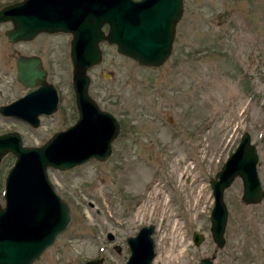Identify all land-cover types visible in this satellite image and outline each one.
Listing matches in <instances>:
<instances>
[{
	"label": "rangeland",
	"instance_id": "1",
	"mask_svg": "<svg viewBox=\"0 0 264 264\" xmlns=\"http://www.w3.org/2000/svg\"><path fill=\"white\" fill-rule=\"evenodd\" d=\"M14 1L0 0V7ZM9 27L10 21H0V104L30 89L15 78L19 53L40 56L58 102L35 127L0 114V133L16 130L23 144L39 145L77 117L70 36L39 32L9 42ZM99 46L101 59L87 71L88 93L116 118L118 132L105 159L90 157L66 169L47 166L70 217L31 264H83L95 257L102 258L97 264H125L126 236L147 224L153 226L151 264H163L156 258L158 238L166 234L171 243L174 220L186 246L177 264H196L211 254L214 264H264V195L258 202L242 201L241 179L233 178L223 191L227 216L218 247L209 231L208 183L247 131L264 189V0H183L170 54L158 66L138 65L106 42ZM13 159L7 152L0 160L1 204ZM162 198L167 204L161 205ZM143 203V218L135 219ZM193 230L204 235L198 245L191 241Z\"/></svg>",
	"mask_w": 264,
	"mask_h": 264
},
{
	"label": "water",
	"instance_id": "2",
	"mask_svg": "<svg viewBox=\"0 0 264 264\" xmlns=\"http://www.w3.org/2000/svg\"><path fill=\"white\" fill-rule=\"evenodd\" d=\"M183 0H17L0 7V21H10L4 30L9 42L25 41L39 32L67 31L71 62V88L77 117L67 127L55 130L39 145H25L16 130L0 133V160L10 152L14 159L3 181L0 203V264H31L67 224L70 211L50 182L47 166L66 169L92 157L105 159L118 121L101 109L88 93L87 68L101 59L100 42L114 44L117 52L138 65L158 66L170 54L175 25ZM106 24V29L103 25ZM15 78L33 89L0 104V114L35 127L39 116L57 108L54 84L37 54L19 53L14 58ZM258 154L250 134L243 131L234 150L209 178L213 204L209 231L216 246L223 244L227 210L223 191L240 177L244 202H258L264 195L257 172ZM152 224L142 225L125 240L129 254L125 264H151L155 255ZM113 239L111 232L107 233ZM204 235L197 230L191 241L198 245ZM205 255L196 264H214ZM101 257L83 264H97Z\"/></svg>",
	"mask_w": 264,
	"mask_h": 264
},
{
	"label": "bare ground",
	"instance_id": "3",
	"mask_svg": "<svg viewBox=\"0 0 264 264\" xmlns=\"http://www.w3.org/2000/svg\"><path fill=\"white\" fill-rule=\"evenodd\" d=\"M153 191H154L153 194H155V192H157L155 183L153 184ZM165 203H166L165 199L162 198L161 199V205H165ZM144 209L145 208H144V203H143V207H139L137 209L136 214H135V219H141L142 220V218H143L142 215H143ZM170 232L172 234L171 243L167 242V235L166 234L159 235L158 243L161 247V250H160V253L157 255L156 258L159 261L163 260V262L165 264H177L179 262V259L185 255L186 246L183 243L184 240H182V238H180V236H179L178 223L175 220L173 221ZM177 235H178V237L174 239L173 237H175Z\"/></svg>",
	"mask_w": 264,
	"mask_h": 264
},
{
	"label": "flooded vegetation",
	"instance_id": "4",
	"mask_svg": "<svg viewBox=\"0 0 264 264\" xmlns=\"http://www.w3.org/2000/svg\"><path fill=\"white\" fill-rule=\"evenodd\" d=\"M104 27L106 28V25H104ZM57 32H63V33H65L66 35H69L70 37L72 36V34L70 33V32H67V31H57ZM46 33H51V32H46ZM54 33V32H53ZM30 40V39H29ZM70 40V39H69ZM111 45H113V44H111ZM101 55H102V52H101ZM96 65V64H95ZM93 66L94 65H92V66H90L89 68H87V71L88 70H90L91 68H93ZM141 66H144V65H141ZM71 79V78H70ZM46 80H48L47 79V70H46ZM49 81V80H48ZM89 83H90V76H89ZM89 86V85H88ZM30 87V89L29 90H31V89H33V87L34 86H29ZM28 90V91H29ZM27 92V91H26Z\"/></svg>",
	"mask_w": 264,
	"mask_h": 264
}]
</instances>
